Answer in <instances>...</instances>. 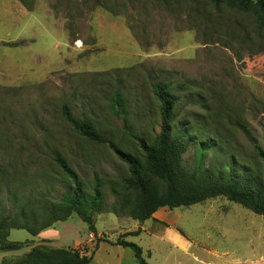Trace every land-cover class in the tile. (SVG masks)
Returning <instances> with one entry per match:
<instances>
[{"label": "rangeland", "instance_id": "1", "mask_svg": "<svg viewBox=\"0 0 264 264\" xmlns=\"http://www.w3.org/2000/svg\"><path fill=\"white\" fill-rule=\"evenodd\" d=\"M182 78L179 117L197 132L208 126L212 134L203 140L220 136L257 161L254 147L264 149V50L249 13L216 10L209 0H0V169L38 180L56 151L88 186L96 175L105 180V209L93 216L97 236L76 214L35 236L13 229L6 241L19 246L0 248V261L49 246L93 255L90 264H138L114 243L140 229L124 239L140 246L149 264H264V216L225 197L163 208L142 223L114 212V188L127 167L113 147H135L110 96L123 91L128 124L152 142L162 126L153 84L176 86ZM206 102L214 113L201 125ZM63 104L100 129L105 142L79 136L63 118ZM196 152L185 154L188 168ZM39 180L64 192L61 177ZM175 234L191 243L189 252Z\"/></svg>", "mask_w": 264, "mask_h": 264}, {"label": "trees", "instance_id": "2", "mask_svg": "<svg viewBox=\"0 0 264 264\" xmlns=\"http://www.w3.org/2000/svg\"><path fill=\"white\" fill-rule=\"evenodd\" d=\"M209 1L216 10L224 7L238 13H249L257 46L264 50V0ZM185 90L187 82L184 78L177 80L176 86L171 80L153 84L162 126L152 142L145 134L137 135L133 126L128 124V98L123 91L118 90L115 96H110L111 106L126 122L135 147L133 153L113 147L119 160L127 167L126 177L117 189L114 188L119 197L114 212L125 213L142 223L153 218L160 209L173 210L222 196L264 216V149L255 146L257 161H251L252 157L240 154L220 136L203 140L202 135L212 134L208 126H202L197 132L195 124L186 117H179V94ZM202 106L207 114L201 115V125L208 124L206 118H211L214 113L207 102ZM61 110L63 118L79 136L95 143L105 142L101 130L87 119L76 117L69 105L63 104ZM191 147H195L197 152L193 168H188L184 156ZM49 159L51 166L37 174L38 180L34 181L26 178L22 181L15 172L10 178L8 169H0V248H18V244L6 241L13 229L25 230L35 236L55 222L66 221L73 214L88 225L91 233L98 235L93 216L105 209V180L96 175L93 184L88 186L60 152L55 151ZM52 165L59 172H54ZM57 177L66 183L62 193L44 188L39 180ZM139 233L140 229L126 233L114 245L130 249L138 264H149L142 248L124 239ZM92 260L93 255L81 254L75 249L36 246L19 257L4 259L0 264H90Z\"/></svg>", "mask_w": 264, "mask_h": 264}, {"label": "crops", "instance_id": "3", "mask_svg": "<svg viewBox=\"0 0 264 264\" xmlns=\"http://www.w3.org/2000/svg\"><path fill=\"white\" fill-rule=\"evenodd\" d=\"M174 242L176 245H178L180 248L186 250V251H190L191 247V243L188 242V240L181 234H175L173 236ZM170 243V241H168ZM200 259V258H199Z\"/></svg>", "mask_w": 264, "mask_h": 264}]
</instances>
